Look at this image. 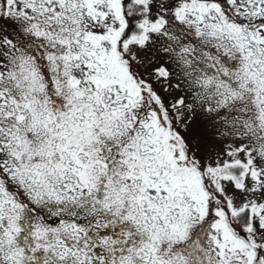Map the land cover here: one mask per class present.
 Segmentation results:
<instances>
[{
  "label": "snow or ice",
  "instance_id": "6c2138e0",
  "mask_svg": "<svg viewBox=\"0 0 264 264\" xmlns=\"http://www.w3.org/2000/svg\"><path fill=\"white\" fill-rule=\"evenodd\" d=\"M0 264H264V0H0Z\"/></svg>",
  "mask_w": 264,
  "mask_h": 264
}]
</instances>
